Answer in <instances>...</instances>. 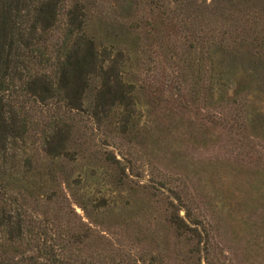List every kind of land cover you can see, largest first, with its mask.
I'll list each match as a JSON object with an SVG mask.
<instances>
[{
	"label": "rangeland",
	"instance_id": "rangeland-1",
	"mask_svg": "<svg viewBox=\"0 0 264 264\" xmlns=\"http://www.w3.org/2000/svg\"><path fill=\"white\" fill-rule=\"evenodd\" d=\"M77 1L116 66L111 85L128 98L101 120L86 105L60 112L72 125V144L68 155L56 157L45 151L39 121L46 124L53 109L25 103L29 132L11 153L21 163L30 158L28 172L42 177L41 188L21 191L34 212H46L33 222L46 232L37 236L58 251L65 231L86 235L87 250L69 248L105 257V264H149L158 248L171 260L188 250L174 244L166 220L165 208L174 204L205 226L212 255L224 253L229 264H264V123L258 135L248 125L264 113V76L251 95L231 67L209 78L206 45L229 42L228 33L217 24L180 27L168 20L171 13L150 12L143 0L132 18L121 17L115 0H58L54 37Z\"/></svg>",
	"mask_w": 264,
	"mask_h": 264
},
{
	"label": "trees",
	"instance_id": "trees-1",
	"mask_svg": "<svg viewBox=\"0 0 264 264\" xmlns=\"http://www.w3.org/2000/svg\"><path fill=\"white\" fill-rule=\"evenodd\" d=\"M115 1L121 3L122 18H132L142 2ZM143 1L150 12L171 13L168 20L180 27L221 26L231 40H210L206 45L207 57L214 65L211 64L209 78L214 80L213 72L220 75L231 67L234 75L241 78L238 82L244 80L248 95L262 89L254 85L264 76V0ZM58 7V0H0V264H105V257L75 253L76 247H89L86 235L81 238L65 231L66 235H59L58 251L40 240L37 235L46 232L33 222L47 218L46 212H34L21 191H29L33 185L34 190L41 188L42 177L34 178L28 172L30 158L25 157L21 163L22 159L11 153L29 132L25 103L53 109L46 124L42 118L39 121L45 151L56 157L68 155L72 144V125L60 112H78L86 105L101 120L109 109L120 105V100L128 98L122 86L110 83L109 76L116 66L113 62L109 65L106 49L98 47L93 30L85 22L84 5L77 1L68 8L63 30L54 37ZM216 65L223 69L217 70ZM213 85L207 86V92ZM192 89L199 93V87ZM262 123L261 112L248 119L250 130L257 135ZM180 209L183 208L168 204L165 216L174 244L187 245V252L183 256L175 253L174 259H180L177 263L169 259L168 252H159L164 248H158L149 264H229L224 253L211 254V241L207 234L203 235L207 232L202 222L188 208L180 215ZM74 244L77 246L69 248ZM203 249L204 256H200Z\"/></svg>",
	"mask_w": 264,
	"mask_h": 264
}]
</instances>
